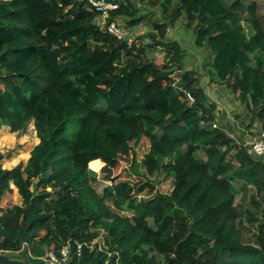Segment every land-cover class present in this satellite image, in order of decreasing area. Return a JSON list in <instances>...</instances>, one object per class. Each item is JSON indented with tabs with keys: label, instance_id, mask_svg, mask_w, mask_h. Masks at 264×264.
Wrapping results in <instances>:
<instances>
[{
	"label": "trees",
	"instance_id": "1",
	"mask_svg": "<svg viewBox=\"0 0 264 264\" xmlns=\"http://www.w3.org/2000/svg\"><path fill=\"white\" fill-rule=\"evenodd\" d=\"M109 1L119 5L109 21L149 19L132 0ZM153 4L170 25L186 18L196 45L210 48L214 74L264 128L259 2ZM99 16L87 0H0V126L19 132L34 121L40 139L27 162L12 168L0 152V253L24 252L33 262L69 244V264H102L106 254L96 248L77 255L76 243L86 242L116 251L112 264H264V206L260 220L245 214L259 221L256 243H246L234 191L236 183L252 188L251 203L260 207L264 160L213 126L216 105L193 73L175 82L184 50L165 25L155 23L159 39L130 42L102 29ZM156 48L160 62L145 56ZM144 137L150 147L139 163L134 149ZM121 158L136 180L117 175ZM101 167L110 184L100 193L94 170ZM162 173L173 177L169 193L151 179ZM12 184L21 204L4 201ZM127 210L131 216L120 214Z\"/></svg>",
	"mask_w": 264,
	"mask_h": 264
},
{
	"label": "rangeland",
	"instance_id": "2",
	"mask_svg": "<svg viewBox=\"0 0 264 264\" xmlns=\"http://www.w3.org/2000/svg\"><path fill=\"white\" fill-rule=\"evenodd\" d=\"M141 10L142 13L148 15V20L136 25L130 26L127 24L128 18L123 16L118 17L117 21L124 28L127 39L131 41L139 40L141 43L151 42L149 34L157 35L159 39V32L155 28V23H161L166 27V36L177 40L184 50V59L181 62L182 69H177L173 73L175 82L180 83L179 79L183 72L189 71L196 76L197 82L204 88L209 103H214L215 120L219 128H223L229 134L237 139L241 144L248 141L250 136L254 135L262 128V121L256 115V111L252 107L246 105L240 100L237 93L230 90L227 85L220 81L214 74L212 66L213 54L207 45L197 46L196 36L193 28L188 27L187 20L181 16L177 21L170 25V17H166L163 13L162 7L159 4L154 5V0H132ZM250 3L251 0H244ZM259 2V14L264 20V0H257ZM100 26L102 24L100 22ZM160 62L164 58V53L160 49L148 50L145 55ZM40 139L37 136L34 121H30L28 125L19 132H11L10 127L7 125L0 126V152L4 154L2 160L5 168H12L19 162L26 163L31 155V151L39 143ZM150 147L149 139L142 138L137 145H135V152L137 161L140 163L144 155L148 152ZM196 156L204 158L203 151H197ZM105 165V164H104ZM103 165V166H104ZM102 166V167H103ZM129 160L121 158L116 167V173L121 179L136 180V176L131 172ZM102 167L97 171V181L95 187L101 193L103 188L110 184L104 178ZM94 170V169H93ZM131 173V174H130ZM153 179L156 191L169 193L173 185V177L159 174L157 178ZM12 193L7 200L6 204H21L22 198L18 187L12 184ZM235 191V205L242 214L241 221L238 225L243 230V241L246 243H256L255 233L259 231V221L250 222L245 218V214H253L261 218V208L264 206V195L259 199L260 207H256L251 203L250 196L253 193L252 188L243 189L239 183L234 184ZM146 193V192H145ZM107 204L112 208V203L107 200ZM1 212V211H0ZM120 214L124 216H131V211H122ZM151 224H153L151 220ZM105 234H103V237ZM11 257L22 258L26 262L29 261L28 256L24 252L13 253L5 251ZM161 262L163 258H158Z\"/></svg>",
	"mask_w": 264,
	"mask_h": 264
},
{
	"label": "built area",
	"instance_id": "3",
	"mask_svg": "<svg viewBox=\"0 0 264 264\" xmlns=\"http://www.w3.org/2000/svg\"><path fill=\"white\" fill-rule=\"evenodd\" d=\"M90 8L92 10L98 12L100 14L99 19L102 24V29L109 32L111 35L116 36L120 40L127 39L126 32L124 28L120 25L117 20L109 21L111 11L115 10L119 7L118 3L109 1V0H87ZM130 42H133L129 40ZM188 99L191 102L195 101L194 95L190 91H185ZM217 126L216 123L213 125ZM241 144V143H240ZM249 151V153L256 157L264 160V128L262 127L258 132L254 135L250 136L248 141L243 144ZM84 246L89 247L90 249H95L97 251L104 252L106 254V258L102 264H112V258L114 255L118 256L116 251H110L105 248L103 244L96 243H86V242H77L76 243V253L77 255H81ZM72 248L69 244L64 245L58 252L48 251L41 260L46 262L47 264H69L72 258ZM118 260V258H116ZM2 264V263H0Z\"/></svg>",
	"mask_w": 264,
	"mask_h": 264
},
{
	"label": "water",
	"instance_id": "4",
	"mask_svg": "<svg viewBox=\"0 0 264 264\" xmlns=\"http://www.w3.org/2000/svg\"><path fill=\"white\" fill-rule=\"evenodd\" d=\"M0 263L2 264H47L46 262L42 260L26 262L22 258L11 257L6 253H0Z\"/></svg>",
	"mask_w": 264,
	"mask_h": 264
},
{
	"label": "crops",
	"instance_id": "5",
	"mask_svg": "<svg viewBox=\"0 0 264 264\" xmlns=\"http://www.w3.org/2000/svg\"><path fill=\"white\" fill-rule=\"evenodd\" d=\"M99 21H100V19H99ZM259 131V130H258ZM227 132V131H226ZM228 133V132H227ZM229 134V133H228ZM230 136H232L231 134H229ZM233 137V136H232ZM233 138H235V137H233ZM236 139V138H235ZM237 140V139H236ZM95 160H100V159H95ZM103 164H105L102 160H100ZM94 171H96V170H94ZM97 172V171H96Z\"/></svg>",
	"mask_w": 264,
	"mask_h": 264
}]
</instances>
